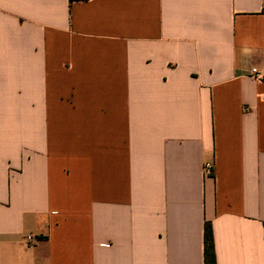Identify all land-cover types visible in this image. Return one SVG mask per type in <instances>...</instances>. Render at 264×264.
<instances>
[{
  "label": "crops",
  "instance_id": "0c3cea01",
  "mask_svg": "<svg viewBox=\"0 0 264 264\" xmlns=\"http://www.w3.org/2000/svg\"><path fill=\"white\" fill-rule=\"evenodd\" d=\"M253 68L264 0H0V264H264Z\"/></svg>",
  "mask_w": 264,
  "mask_h": 264
},
{
  "label": "trees",
  "instance_id": "16d2710c",
  "mask_svg": "<svg viewBox=\"0 0 264 264\" xmlns=\"http://www.w3.org/2000/svg\"><path fill=\"white\" fill-rule=\"evenodd\" d=\"M204 264H216L213 230L210 223H206L204 229Z\"/></svg>",
  "mask_w": 264,
  "mask_h": 264
},
{
  "label": "built area",
  "instance_id": "2783aa9c",
  "mask_svg": "<svg viewBox=\"0 0 264 264\" xmlns=\"http://www.w3.org/2000/svg\"><path fill=\"white\" fill-rule=\"evenodd\" d=\"M250 77L256 80H262L264 81V72L260 71L257 68H253L250 73ZM206 173L209 172L210 174L212 173L213 170V165L211 163L206 164L205 166ZM32 237L28 236L27 240H31Z\"/></svg>",
  "mask_w": 264,
  "mask_h": 264
}]
</instances>
